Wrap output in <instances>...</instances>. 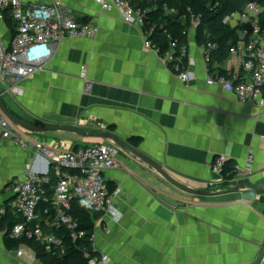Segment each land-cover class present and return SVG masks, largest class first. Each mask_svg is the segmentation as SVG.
Listing matches in <instances>:
<instances>
[{"label":"crops","instance_id":"0c3cea01","mask_svg":"<svg viewBox=\"0 0 264 264\" xmlns=\"http://www.w3.org/2000/svg\"><path fill=\"white\" fill-rule=\"evenodd\" d=\"M62 2L74 19L91 23L95 36L64 40L45 72L19 84L20 94L2 85L12 116L34 126L110 133L198 191L224 192L210 186L218 180L211 168L216 157L243 167L252 156L253 174L242 184L264 188V108L242 105L234 94L207 83L210 73L194 31L187 69L195 79L184 86L145 47L142 30L124 22L118 10L102 12L95 0ZM7 31L0 21V34L7 38ZM83 68L93 83L90 94L84 92ZM218 69L243 74L234 55ZM34 136L66 151L113 144L66 131ZM133 138L141 144L133 145ZM118 161L121 169L109 171L107 182L111 194L119 191L111 199L122 219L106 221L109 234L104 221L98 227L93 244L98 258L107 256L110 264H264V193L194 196L121 150ZM47 167L45 158L0 135V264H43L31 247L8 251L1 217L2 210L11 212L13 180L30 169L43 174Z\"/></svg>","mask_w":264,"mask_h":264},{"label":"built area","instance_id":"2783aa9c","mask_svg":"<svg viewBox=\"0 0 264 264\" xmlns=\"http://www.w3.org/2000/svg\"><path fill=\"white\" fill-rule=\"evenodd\" d=\"M95 2L102 12L116 9L124 22L137 25L142 30L145 47L160 55L159 48L153 46L150 40L155 28L147 29L146 10L136 9L131 0ZM263 13L264 8L256 0L225 19V24L231 27L244 28L239 44L230 54L240 59L244 75H233L232 78L220 74L211 76L210 62L218 48L212 43L201 47L210 73L207 83L219 85L234 94L242 105L259 108H264V27L259 24ZM6 17L13 20L15 27L7 31L10 32L9 38L0 34V83L17 94L21 92V82L46 71L47 64L64 40L95 36L91 23L74 19L62 0H50L43 4L27 3L24 0H0V21L5 23ZM199 24L196 20L191 31L196 32ZM175 51L176 46L173 45L172 50L162 58L170 70L174 68L178 71L175 74L177 80L184 86H189L194 81L195 74L188 69L179 70V64L174 58ZM180 51L182 57H186L188 46ZM81 77L85 83L84 92L90 94L93 83L87 78L86 68L82 69ZM0 135L2 139L23 150L45 158L48 164L43 174L30 169L27 174L13 180L10 186L13 201L10 213L22 219L11 229L10 236L13 240H35L48 253L62 244L54 229L66 228L74 242L83 240L84 234L78 230L77 221L69 214L75 199L83 202L86 211L101 215L90 239L92 245L102 221L106 223L107 234L111 232L107 220L114 223L121 221V214L111 199L119 191L109 195L107 182L109 171L121 169L118 161L120 149L115 144L88 145L71 151L58 149L38 141L33 133L20 129L6 117L1 108ZM226 164L225 157H216L211 164L218 180L210 186L217 191L234 189L253 174V157L250 156L245 166L235 165L233 178L226 182L223 176ZM6 213L7 211L2 210L3 215ZM61 253L64 254V250ZM17 254L21 256L22 252ZM89 264H110V260L107 256L96 257L90 259Z\"/></svg>","mask_w":264,"mask_h":264},{"label":"trees","instance_id":"16d2710c","mask_svg":"<svg viewBox=\"0 0 264 264\" xmlns=\"http://www.w3.org/2000/svg\"><path fill=\"white\" fill-rule=\"evenodd\" d=\"M256 0H131V4L136 9L147 11L146 24L147 29L155 28L150 37L153 46L159 48L160 56H165L176 46L174 58L179 64V70L183 71L189 66V57H182L181 49L189 44V32L192 30L194 22L199 21L196 28V43L203 47L208 43L215 44V52L210 69L212 72L220 71L219 74L232 78L224 70L218 69L220 64L226 60L234 47L240 42V34L243 27H231L225 24V19L240 12L247 4ZM264 8V0H259ZM5 23L11 30L15 23L10 17H6ZM264 27V13L260 16V23ZM178 73L176 69L171 70ZM135 146L142 142L140 138L130 140ZM235 165L227 162L223 176L226 182L233 178ZM109 195L112 193L111 186L108 185ZM73 220L77 221L79 231L84 234V239L74 242L69 231L66 228L54 229V233L61 239L62 244L55 251L48 253L44 246L38 244L35 240L22 239L13 240L10 236L11 229L17 223L21 222L19 216L7 212L1 217V227L6 233L5 245L8 251L18 250L21 246H28L35 250L37 257L43 264H89L90 259L98 257L94 252L90 239L95 230L96 221L101 215L93 214L85 210L81 200L75 199L71 204L69 212ZM64 250V254H62ZM89 257H86V255Z\"/></svg>","mask_w":264,"mask_h":264},{"label":"water","instance_id":"95a60500","mask_svg":"<svg viewBox=\"0 0 264 264\" xmlns=\"http://www.w3.org/2000/svg\"><path fill=\"white\" fill-rule=\"evenodd\" d=\"M7 93L8 91L6 92L0 91V108L11 122H13L20 129L26 132L33 133V134H42V133H47V132H52V131H66V132L75 133V134H78L84 137H93L97 139L106 140L108 142L115 144L121 151L125 152L126 154L130 156H134V158H136L137 160H140L143 164H145L147 167L155 171L159 176H161L164 180H166L172 186H174L175 188L181 190L182 192L186 194H190L194 196L216 197V196L225 195V194L237 193V192H240L246 189L264 193V188L249 186L247 184H240L234 189L224 191V192H204V191L195 190L179 182L178 180H176L173 176H171L164 169L154 164L153 162L149 161L148 159L144 158L140 154L136 153L134 150L130 149L128 146L120 142L114 135L110 133H107V132L93 133V132H86V131L78 130L76 128H65V127H40V126H34L32 124L26 123L22 120H19L18 118L12 116V114L9 113V111L4 105L3 96Z\"/></svg>","mask_w":264,"mask_h":264},{"label":"rangeland","instance_id":"374dc122","mask_svg":"<svg viewBox=\"0 0 264 264\" xmlns=\"http://www.w3.org/2000/svg\"><path fill=\"white\" fill-rule=\"evenodd\" d=\"M191 35H190V37H192V33H190ZM9 36H10V32L8 33V36H7V38H9ZM232 58V57H231ZM231 58H229V61H231L232 59ZM1 90H3V86H2V84L0 83V91Z\"/></svg>","mask_w":264,"mask_h":264}]
</instances>
